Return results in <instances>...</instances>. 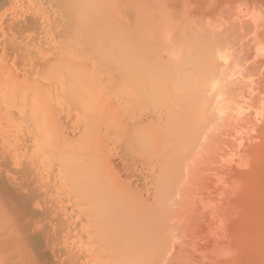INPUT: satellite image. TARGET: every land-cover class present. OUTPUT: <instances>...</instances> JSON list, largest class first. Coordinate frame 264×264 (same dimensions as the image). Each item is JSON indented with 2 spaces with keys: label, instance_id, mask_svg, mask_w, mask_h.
Listing matches in <instances>:
<instances>
[{
  "label": "rangeland",
  "instance_id": "1",
  "mask_svg": "<svg viewBox=\"0 0 264 264\" xmlns=\"http://www.w3.org/2000/svg\"><path fill=\"white\" fill-rule=\"evenodd\" d=\"M111 111L118 115L116 126L109 121ZM122 122L130 124V135L120 128ZM237 123L239 128L229 126ZM96 126H102L100 136ZM135 128L148 129L151 134L143 132L150 137ZM222 130L233 132L232 139ZM64 134L70 141L83 137L81 143L65 139L70 146ZM74 152L77 157L68 159ZM60 157L71 161H66L73 168V175L67 171L70 180ZM203 158L208 168L199 166L206 163ZM210 166L217 172L207 179ZM101 190L125 198L123 203L108 195L124 215L127 205L141 215L151 211L150 220L146 215L142 222L152 224L153 218L158 226L132 224L127 215L124 224L109 218V210L101 211L104 203L96 200ZM182 196L197 201L191 205ZM184 199L190 201L188 209ZM177 215L187 223L182 219L176 226ZM139 225H148L153 234L139 232H147L143 239L130 233L141 230ZM127 236L135 247L127 244ZM137 236L149 252L157 249L151 252L156 258L165 246L159 259L149 258L145 249L148 258L142 264H264V0H0V264H119L122 258L121 264H135L138 245L145 243ZM115 246H123L122 252Z\"/></svg>",
  "mask_w": 264,
  "mask_h": 264
},
{
  "label": "bare ground",
  "instance_id": "2",
  "mask_svg": "<svg viewBox=\"0 0 264 264\" xmlns=\"http://www.w3.org/2000/svg\"><path fill=\"white\" fill-rule=\"evenodd\" d=\"M121 27H122V26H121ZM121 27H120V28H121ZM122 29H123V28H122ZM126 42H127V41H126ZM126 42H125V43H126ZM128 45H129V44H128ZM129 46H130V45H129ZM129 49H130V48H129ZM148 49H150V48H148ZM140 50H141V49H140ZM144 50H147V49L145 48ZM149 51H150V50H149ZM151 51H152V50H151ZM142 52H143V51H142ZM111 53H112V52H111ZM146 53H147V52H146ZM139 54H141V53H139ZM139 54H138V55H139ZM144 54H145V51H144ZM117 55H118V54H117ZM120 55H121V53H120ZM124 57H125V55H124ZM125 58H126V57H125ZM140 58H141V57H140ZM144 58H145V57H144ZM122 60H123V64H124V65H127L126 62H128V61H127V60H124V58H123ZM138 60H140V59H138ZM138 60H137V61H138ZM145 60H146V59H145ZM124 61H126V62L124 63ZM140 61H141V60H140ZM128 63H129V62H128ZM130 63H131V62H130ZM155 63H156V62H155ZM152 64H153V63H152ZM160 64H161V63H160ZM118 65H119V64H118ZM149 65H150V64H149ZM156 65H157V63H156ZM95 67H96V66H95ZM95 67H94V68H95ZM148 67H149V66H148ZM152 67H155V66H152ZM152 67H151V68H152ZM164 67H165V66H164ZM155 68H156V67H155ZM157 68H158V66H157ZM124 69H125V68H124ZM139 69H140V68H139ZM204 69H205V68H204ZM126 70H127V69H126ZM146 70H147V69H145V72H146ZM127 71H128V70H127ZM127 71H126V72H127ZM147 71H149V69H148ZM161 71H162V70H161ZM94 72H95V71H94ZM139 72H140V71H138V73H139ZM148 73H149V72H148ZM157 73H158V72H157ZM154 74H155V73H154ZM139 75H140V74H139ZM141 75H142V73H141ZM148 75H149V74H148ZM148 75H147V76H148ZM158 75L160 76V74H158ZM162 75H163V74H162ZM192 75H193V74H192ZM159 76H158V77H159ZM182 76H183V74H182ZM165 77H166V76H165ZM160 78H161V77H159L158 79H160ZM162 78H163V76H162ZM162 78H161V79H162ZM166 78H167V77H166ZM184 78H185V77H184ZM192 78H194V76H193ZM92 79H93V78H92ZM115 79H116V78H114V80H115ZM116 80H117V79H116ZM92 81H93V80H92ZM107 81H111V82H109V83H111V84H113V82L115 83V81L112 82V80H108V79H107ZM118 81H119V80H118ZM161 81H163V80H161ZM116 82H117V81H116ZM124 82H125V81H124ZM151 82H152V81H151ZM138 83H139V82H138ZM118 84H119V82H118ZM121 84H122V83H121ZM124 84H126V83H124ZM124 84H122V85L125 87ZM155 84H156V83H155ZM160 84H161V83H160ZM109 85H110V84H109ZM114 85H115V84H114ZM119 85H120V84H119ZM126 85H127V84H126ZM139 85H140V84H139ZM161 85H162V84H161ZM161 85H160V87H161ZM101 86H103V85H101ZM104 86H105V87H108V86H106L105 84H104ZM110 86H111V85H110ZM110 86H109V88H110ZM115 86L117 87L118 85L116 84ZM120 86H121V85H120ZM120 86H119V87H120ZM105 87H104V88H105ZM111 87H112V86H111ZM121 87H122V86H121ZM124 87H123V91L125 90ZM127 87H130V85H128ZM142 87H143V85H142ZM167 87H168V86H167ZM99 88H101V87H99ZM125 88H126V87H125ZM157 88H158V87H157ZM163 88H164V87H163ZM101 89H102V88H101ZM105 89H108V88H105ZM105 89H104V90H105ZM113 89H115V87H113ZM167 89H168V88H167ZM82 90L84 91V89H82ZM116 90H118V89H116ZM116 90H115V91H116ZM157 90H159V88H158ZM76 91H77V90H76ZM80 91H81V90H80ZM105 91H106V90H105ZM108 91H112V92H113L114 90H111V89H110V90H108ZM108 91H107V92H108ZM115 91H114V93H115ZM119 91L122 93V90H121V89H120ZM152 91H153V90H152ZM152 91L150 90V92H152ZM164 91H165V90H164ZM164 91H162V92L164 93ZM172 91H173V90H172ZM174 91H175V90H174ZM85 92H87V91H85ZM103 92H104V91H103ZM103 92H102V93H103ZM154 92H155V91H154ZM167 92H168V91H167ZM77 93H78V92H75V94H77ZM87 93L89 94V92H87ZM108 93H109V92H108ZM152 93H153V92H152ZM156 93H158V91H156ZM159 93H160V92H159ZM84 94H86V93H84ZM103 94H105V92H104ZM110 94H111V93H110ZM122 94H123V93H122ZM168 94H169V93H168ZM78 95H80V94H78ZM82 95H83V94H82ZM89 95H90V94H89ZM106 95H109V94H106ZM123 95H124V94H123ZM57 96H58V99L61 98V96H60V97H59V95H57ZM70 96H71V95H70ZM84 96H85V95H84ZM87 96H88V95H87ZM124 96H125V95H124ZM153 96H154V95H153ZM153 96H152V97H153ZM157 96H158V95H157ZM79 97H80V96H79ZM81 97H83V96H81ZM85 97H86V96H85ZM131 97H132V96H131ZM70 98H71V97H68L67 99L65 98V100H66V101H67V100L70 101ZM88 98H89V97H88ZM88 98H87V99H88ZM105 98H108V97H105ZM79 99H80V98H79ZM131 99H132V98H131ZM151 99H152V98H151ZM161 99H162V98H161ZM190 99H192V98H190ZM18 100H19V99H18ZM62 100H63L64 102H66V101L64 100V98H62ZM88 100H90V98H89ZM103 100H104V102H108L107 100L105 101V99H103ZM163 100H164V99H163ZM68 101H67V102H68ZM80 101H81V100H80ZM15 102H16V100H15ZM45 102H46V101H45ZM55 102H56V101H55ZM67 102H66V103H67ZM36 103H37V102H36ZM36 103H35V104H36ZM72 103H74V102H72ZM37 104H38V103H37ZM74 104H75V103H74ZM40 105H41V104H39V107H38L39 110H37L36 108H33V110H34L33 115H34V113L36 112L35 110H37L38 112H40V110H41V109H40V107H41ZM45 105H46V104H45ZM94 106L96 107L97 104H96V105H93V106H92V109H93ZM180 106H181V105H180ZM34 107H35V106H34ZM44 108H45V107H44ZM110 108H111V107H110ZM110 108H109V109H110ZM112 108H113V107H112ZM123 108H124V107H123ZM94 109H96V108H94ZM118 109H119V108H118ZM118 109H117V110H118ZM124 109H125V108H124ZM178 109H179V108H178ZM87 110H88V108H87ZM89 110H90V108H89ZM89 110H88V111H89ZM96 110H99V113H100V114H101V112H103V111L100 112V108H99V109H96ZM115 110H116V109H115ZM117 110H116V111H117ZM194 110H197V109H194ZM83 111H85V110H83ZM88 111H87V112H88ZM248 111H249V110H248ZM251 111H252V110H251ZM91 112H92V111H91ZM93 112H94V110H93ZM95 112L97 113V111H95ZM112 112H113V111H111V114H109V116L112 115L111 118L108 117V115H106V114H105V115H106V118L108 117V118L110 119L109 121L113 120L112 123L116 126V124H115L116 121H114V119H116L118 115L116 114V112H115V114H114V113L112 114ZM117 112H119V111H117ZM186 112H187V111H186ZM194 112H195V111H194ZM254 112H255V111H254ZM256 112H258V109H257ZM83 113H84V112H83ZM83 113H82V114H83ZM106 113H107V112H106ZM108 113H109V112H108ZM123 113H125V112H123ZM191 113H192V112H191ZM97 114H98V113H97ZM185 114H189V113H185ZM35 115H36V113H35ZM35 115H34V116H35ZM37 115H39V114L37 113ZM37 115H36V117L39 119V116H37ZM103 115H104V114H103ZM114 115H115V116H114ZM116 115H117V116H116ZM120 115H121V114H120ZM120 115H119V117H120ZM176 115H178V114L176 113ZM257 115H258V114H257ZM94 116H95V115H94ZM101 116H102V114H101ZM203 116H204V115H203ZM251 116H252V115H251ZM261 116H262V115H261ZM31 117H32V116H31ZM115 117H116V118H115ZM119 117H118V118H119ZM190 117H191V116H190ZM200 117H201V115H200ZM204 117H205V116H204ZM28 118H30V117H28ZM32 118H34V117H32ZM106 118H105V119H106ZM108 118H107V119H108ZM184 118H185V117H184ZM186 118H187V117H186ZM247 118H248V117H247ZM255 118H256V117H255ZM31 120H32V119H31ZM33 120L35 121V119H33ZM91 120H92V119H91ZM95 120H96V119H95ZM117 120H118V119H117ZM193 120H194V119H193ZM200 120H201V119H200ZM249 120H250V119H249ZM28 121H30V120L28 119ZM89 121H90V120H88V122H89ZM105 121H106V120H105ZM107 121H108V120H107ZM118 121H119V120H118ZM194 121H195V120H194ZM245 121L248 122L247 119H246ZM42 122H43V121H42ZM92 122H93V120H92ZM92 122H90V123H92ZM95 122H96V121H95ZM29 123H30V122H28V124H29ZM36 123H37V121H36ZM43 123H44V122H43ZM43 123H42V125H44ZM93 123H94V122H93ZM93 123H92V124H93ZM98 123H99V122H98ZM98 123H96V124H98ZM110 123H111V122H110ZM117 123H119V122H117ZM124 123H125V122H124ZM235 123H236V122H235ZM249 123H250V121H249ZM249 123H248V124H249ZM251 123H252V122H251ZM33 124H34V123H33ZM99 124H100V123H99ZM107 124H109V122H108ZM34 125H35V124H34ZM37 125H38L39 127H41V124H40V123H37ZM64 125H65V127L63 126V128H66L67 125H66V124H64ZM102 125H103V124H102ZM109 125H111V124H109ZM109 125H108V126H109ZM238 125H239V124L237 123V126H236V125L233 126L232 124L229 125V126H230V127L232 126L233 128H239ZM38 126H37V127H38ZM92 126H94V125H92ZM98 126H99V125H98ZM124 126H125V127H124ZM240 126H241V125H240ZM43 127H44V126H43ZM96 127H97V126H96ZM101 127H102V126H101ZM101 127H100V128L97 127V128L99 129V130H97V131H98V132H97V133H98L97 135H99V133H101ZM144 127H145V126H144ZM197 127H198V126H197ZM63 128H62V129H63ZM71 128H72V127H71ZM120 128L123 129V132L125 133V135H130L129 133L127 134V132H128V131L130 130V128H131L130 124H129V125H123V122H122V125L120 126ZM147 128H148V127H147ZM227 128H228V126H227ZM72 129H74V128H72ZM115 129H116V128H115ZM138 129H139V128H138ZM138 129L135 128V132H137V133L141 132V133H142V136H143V135H144V136H147V135H148L147 133L151 134L150 131H149L148 129H146V128H145V129L140 128V129H142V130L139 129L140 131H139ZM150 129H151V128H150ZM63 130H64V129H63ZM105 130H106V129H105ZM144 130H148L149 132L146 131L147 133H144V132H143ZM152 130H154V129H152ZM152 130H151V131H152ZM227 130H228V129H227ZM231 130H233V129H231ZM234 130H237V129H234ZM64 131H65V130H64ZM71 131H74V130H70V132H71ZM99 131H100V132H99ZM107 131H108V130H107ZM138 131H139V132H138ZM155 131H156V130H155ZM159 131H160V130H159ZM159 131L157 130V132H159ZM228 131H229V130H228ZM228 131H227V132H228ZM44 132H45V131H44ZM79 132H80V131H79ZM104 132H105V131H104ZM123 132H121V133L118 132V137H119V138H121V137H125V138H126V136H123V135H124ZM219 132H220V131H219ZM230 132H231V131H230ZM230 132H229V133H230ZM61 133H62V132H60L58 135H60ZM131 133H133V132H131ZM217 133H218V132H217ZM220 133H221V134L223 133V135H224V134L226 133V131H225V133H224V131L222 130ZM229 133H227V134H229ZM231 133H233V132H231ZM231 133H230V137L232 136ZM235 133L237 134L238 132H235ZM67 134H69V133H67ZM67 134H66V136H68ZM135 134H136V133H135ZM145 134H146V135H145ZM152 134H153V133H152ZM162 134H163V132H162ZM218 134H219V133H218ZM227 134H225V135H227ZM56 135H57V134H55L54 136H56ZM61 135H62V134H61ZM97 135H95V136H97ZM137 135H139V134H137ZM219 135H220V134H219ZM223 135H222V136H223ZM49 136H50V135H49ZM66 136H65V134H64V141H65V139L69 140V138H68V137L66 138ZM81 136L83 137V135H80V138L78 137V140H75V138H74L73 140L71 139V141L69 140V142H73V143H75L74 141H79V139H82ZM84 136H85V135H84ZM99 136H100V135H99ZM131 136H132V135H131ZM144 136H143V137H144ZM148 136H149V135H148ZM153 136H155V135L153 134ZM159 136H160V134H159ZM159 136H158V137H159ZM59 137H60V136H59ZM69 137H70V136H69ZM85 137H86V136H85ZM134 137H135V136H134ZM149 137H150V136H149ZM149 137H148V138H149ZM151 137H152V136H151ZM162 137H164V136L162 135ZM165 137H166V136H165ZM165 137H164V138H165ZM220 137H221V136H220ZM220 137H219V138H220ZM224 137H225V138H228V136H227V137L224 136ZM70 138H71V137H70ZM76 138H77V137H76ZM131 138H132V137H131ZM131 138H130V140H132ZM139 138L141 139L142 137L139 136ZM152 138H153V137H152ZM196 138H197V137H196ZM196 138H195V139H196ZM219 138H218V139H219ZM41 139H42V138H41ZM53 139H54V138H53ZM59 139H60V138H59ZM61 139H62V138H61ZM96 139H97V138H96ZM98 139H99V138H98ZM98 139H97V140H98ZM121 139H122V138H121ZM175 139H177V138H175ZM228 139H229V138H228ZM231 139H232V137H231ZM231 139H230V140H231ZM50 140H52V139H50ZM54 140H57V138H55ZM143 140H144V139L141 140V143H142ZM149 140H150V139H149ZM165 140H166V139H165ZM183 140H184V139H183ZM225 140H226V139H225ZM59 141L61 142V140H59ZM64 141H63V142H64ZM87 141H88V140L86 139V142H87ZM112 141H113V140H112ZM135 141H136V140H135ZM137 141H138V140H137ZM156 141H157V140H156ZM190 141H191V140H190ZM192 141H193V140H192ZM57 142H58V141H57ZM63 142H62V144H64ZM66 142H67V141H65V143H66ZM69 142H67L69 145L72 144V143H69ZM114 142H115V141H114ZM121 142H122V141H121ZM129 142H130V141H129ZM139 142H140V141H139ZM139 142H138V143H139ZM150 142H151V141H150ZM198 142H199V141H198ZM227 142H228V141H227ZM55 143H56V142H55ZM78 143H81V142L79 141ZM118 143H119V141H118ZM130 143H131V142H130ZM162 143H163V142H162ZM199 143H200V142H199ZM62 144H61V145H62ZM145 144H146V143H145ZM95 145H98V143H96ZM95 145H94V147H95ZM100 145H101V144H100ZM100 145H99V146H100ZM128 145H129V144H128ZM142 145H144V144L142 143ZM142 145H141V146H142ZM147 145H148V143H147ZM147 145H146V147H147ZM163 145H164V144H163ZM199 145H200V144H199ZM49 146H50V145H49ZM70 146H72V145H70ZM70 146H69V147H70ZM50 147H51V146H50ZM50 147H49V148H50ZM77 147H78V146H77ZM79 147H80V145H79ZM100 147H103V145L100 146ZM115 147H116V146H115ZM144 147H145V146H144ZM215 147H216V146H215ZM222 147H223V149H225L224 146H222ZM74 148H75V147H74ZM95 148H96V147H95ZM105 148H106V146H105ZM142 148H143V146H142ZM147 148H148V147H147ZM151 148H152V147H151ZM151 148H150V149H151ZM210 148H211V147H210ZM71 149H72V148L70 147V150H71ZM82 149H84V148H82ZM100 149L102 150V148H100ZM138 149H139V148H138ZM144 149H145V148H144ZM150 149H148V150H150ZM208 149H209V148H208ZM216 149H217V148H216ZM216 149H215V150H216ZM53 150H54V149H53ZM92 150H93V149H92ZM96 150L99 151V149H97V148H96ZM145 150H146V149H145ZM151 150H152V149H151ZM151 150H150V151H151ZM211 150H212V148H211ZM213 150H214V149H213ZM215 150H214V151H215ZM217 150H218V149H217ZM220 150H222V149H220ZM227 150H228V149H227V147H226L225 151H227ZM229 150H231V149L229 148ZM229 150H228V151H229ZM87 151H89V150L87 149ZM118 151H119V150H118ZM201 151H202V150H201ZM225 151H223V152H225ZM54 152H55V151H54ZM70 152H71V151H70ZM99 152L101 153V151H99ZM102 152H103V151H102ZM129 152H130V151H129ZM135 152H136V151H135ZM142 152H143V150H142ZM147 152L149 153V151H147ZM212 152H213V151H212ZM223 152H220V153L222 154ZM231 152H232V151H231ZM231 152H230V155H232ZM76 153H77V152H76ZM89 153H92V152L90 151ZM105 153H107V152H105ZM200 153H201V152H200ZM216 153L218 154V152H216ZM54 154H55V153H54ZM72 154L74 155L75 152H74V153H71V155H70V157H68V159L71 158V157H73V159H74V156H75V155L73 156ZM83 154H85V153H83ZM134 154H135V153H134ZM139 154H140V153H139ZM203 154H205V153H203ZM209 154H210V153H209ZM224 154H227V156L225 155V158L229 157V155H228L229 152H228V153L225 152ZM56 155H57V154H56ZM80 155H81V153H80ZM86 155H87V154H86ZM104 155H105V154H102V156H104ZM213 155L217 156V155L215 154V152L212 153V156H213ZM218 155H220V154H218ZM222 155H223V154H222ZM83 156H84V155H83ZM94 156H95V155H94ZM98 156H100V155H98ZM210 156H211V155H210ZM212 156H211V157H212ZM220 156H221V155H220ZM220 156H219V158H220ZM234 156H235V155H234ZM53 157H54V156H53ZM55 157H56V156H55ZM58 157H59V156H58ZM75 157H77V155H76ZM85 157H86V156H85ZM172 157H173V156H172ZM172 157H171V159H172ZM174 157H175V156H174ZM177 157H178V156H177ZM177 157H176V158H177ZM213 157H214V156H213ZM213 157H212V158H213ZM63 158H65V156H63ZM63 158L60 157L59 160H61L60 162L64 164L63 166H64V168H65V170H66V171H65V170H64V171L67 173L66 177L69 178V177H71V175H73V174H72L73 168H72V165H71L70 163H67V162H66V161H70V160L63 159ZM80 158H81V157H80ZM96 158H97V157H96ZM96 158H95V159H96ZM100 158H101V156H100ZM100 158H98V159H100ZM198 158H199V157H198ZM200 158H201V156H200ZM208 158H209V157H208ZM212 158H211V160H212ZM219 158L217 159V162H218L219 165H220V164L222 165V163L219 162V161H220ZM222 158H223V156H222ZM225 158H223V159L226 160ZM82 159H83V158H82ZM82 159H81V160H82ZM104 159H105V156H104ZM214 159H215V158H214ZM64 160H65V161H64ZM92 160H93V159H92ZM102 160H103V159H102ZM163 160H164V159H163ZM175 160H177V159H175ZM204 160H205V159L203 158V162H201V163H204V162H206V163H204L203 165L200 164L199 166H204V167H207V168H208V167H209V160H208V161H207V159H206L205 161H204ZM230 160H231V159H230ZM62 161H63V162H62ZM93 161L98 162L97 159H96V160H93ZM105 161H107V160L105 159ZM170 161H171V160H170ZM177 161H178V160H177ZM227 161H229V160H227ZM70 162H71V161H70ZM73 162H74V160H73ZM76 162H78V160H77ZM229 162H230V161H229ZM74 163H75V162H74ZM102 163H105V162H102ZM106 163H107V162H106ZM169 163H170V162H169ZM207 163H208V166H207ZM75 164H76V163H75ZM78 164H81V163H78ZM97 164H98V163H97ZM227 164H228V163H227ZM101 165H102V164H101ZM211 165H212V164H211ZM216 165H217V163H216ZM216 165H214L213 168H215ZM219 165H218V166H219ZM223 165H224V164H223ZM223 165H222V166H223ZM228 165H229V164H228ZM87 166H88V167L90 166L88 169H90V168L93 167L92 164H89V165L87 164ZM91 166H92V167H91ZM111 166H112V165H111ZM165 166H166V165H164L163 167H165ZM230 166H232V165H230ZM230 166H229V168H230ZM60 167H62V166H60ZM101 167H102V168H104V167L106 168V167H108V166H105V164H104V166H101ZM223 167H224V166H223ZM225 167H226V165H225ZM62 168H63V167H62ZM80 168H81V167H80ZM108 168L110 169V171H112L110 167H108ZM219 168H220V167H219ZM227 168H228V167H227ZM86 169H87V167H86ZM161 169L163 170V168H161ZM203 169H206V168H203ZM210 169H212L211 166H210ZM210 169H208V171H209ZM215 169H216V168H215ZM225 169H226V168H225ZM230 169H231V168H230ZM94 170H97V169H95V167H94ZM102 170H103L104 172L106 171L105 169H102ZM213 170H214V169H212V171H213ZM220 170L223 171V169H221V168H220ZM64 171H62V172H64ZM67 171H69V172L71 171V172H70V173H71L70 176H69V173H68ZM84 171L87 172V170H84ZM90 171H91L90 174H92V172H94L92 169H90ZM99 171H100V169H99ZM113 171H114V170H113ZM166 171H167V170H166ZM166 171H165V172H166ZM197 171H201V170H199V168H198ZM197 171H196V172H197ZM204 171H205V170H204ZM208 171L206 170V174H207V176H208V173H209ZM212 171H210V174H211V173L213 174L214 171H216V170H214L213 172H212ZM74 172H75V171H74ZM76 172H77V171H76ZM178 172H179V171H177L176 173H178ZM202 172H203V171H202ZM216 172H217V171H216ZM230 172H231V171H230ZM77 173H78V172H77ZM81 173H82V172H81ZM94 173H95V172H94ZM94 173H93V175H94ZM117 173H118V172H117ZM150 173H151V172H150ZM161 173H162V172H161ZM163 173H164V172H163ZM170 173H171V172H170ZM186 173H187V172H186ZM199 173H200V172H199ZM199 173H198V174H199ZM218 173H219V172H218ZM85 174H86V173H85ZM90 174L88 173V175H86L87 178H88V176H89V177L91 176ZM99 174H100V173H98V175H99ZM103 174H104V173H103ZM103 174H102V175H103ZM113 174H114V173H113ZM196 174H197V173H196ZM198 174H197V177H198ZM200 174H202V173H200ZM212 174H211L210 176H208L207 179H208L209 177H211ZM220 174H221V173H220ZM224 174H225V173H224ZM229 174H230V173H229ZM76 175H77V174H76ZM76 175H75V176H76ZM80 175H82V174H80ZM100 175H101V174H100ZM104 175H105V174H104ZM104 175L102 176V178H106V179H107V178H110V176L107 177L108 175H107V176L105 175V176H106V177H105ZM114 175H116V174H114ZM114 175H113V176H114ZM226 175H228V173L225 174V176H226ZM113 176H112V177H113ZM161 176H162V175H161ZM180 176H181V175H180ZM194 176H195V173H194ZM220 176H221V175H220ZM78 177H79V175H78ZM97 177H98V176H97ZM100 177H101V176H100ZM100 177H99V178H100ZM164 177H165V176H164ZM181 177H182V176H181ZM197 177H196V178H197ZM199 177H200V175H199ZM199 177H198V178H199ZM218 177H219V176H218ZM221 177H222V176H221ZM230 177H231V176H230ZM92 178H94V177H92ZM170 178H171V177H170ZM193 178H194V177H193ZM198 178H197V179H198ZM213 178H214V177H213ZM222 178H223V177H222ZM227 178H228V177H227ZM231 178H232V177H231ZM64 179H65V178H64ZM70 179H71V178H69V180H70ZM85 179H86V178H85ZM106 179H105V181H108V180H106ZM158 179H159V178H158ZM164 179H165V178H164ZM164 179H163V180H164ZM194 179H195V178H194ZM200 179H202V178H200ZM214 179H215V178H214ZM216 179L218 180V178H216ZM74 180H75V179H74ZM81 180H82V179H81ZM86 180H87V179H86ZM91 180H92V179H91ZM91 180H90V181H91ZM112 180H114V178H113ZM182 180H183V179H182ZM209 180H212V179H209ZM82 181H83V180H82ZM84 181H85V180H84ZM97 181H99V179H97ZM100 181H102V179H101ZM186 181H187V180H186ZM227 181H228V179H227ZM72 182H73V181H72ZM72 182H70V183L73 184ZM102 182H103V181H102ZM102 182H101V183H102ZM121 182H122V180L120 181V183H121ZM163 182H164V181H163ZM179 182H180V181H179ZM204 182H205V179H204ZM206 182H207V181H206ZM224 182H225V181H224ZM229 182H230V178H229ZM229 182H228V183H229ZM76 183H77V182H76ZM83 183H84V182H83ZM83 183H82L81 186H84ZM85 183H86V182H85ZM104 183H105V182H104ZM111 183H112V182H108L107 185L109 186V184H111ZM122 183H123V182H122ZM124 183H125V181H124ZM167 183H168V182H167ZM184 183H185V182H184ZM188 183H189V182H188ZM191 183H192V182H191ZM211 183H212V182H211ZM105 184H106V183H105ZM201 184H202V183H201ZM206 184H207V183H206ZM86 185H87V184H86ZM89 185H90V184H89ZM99 185H100V184H99ZM107 185H106V186H107ZM125 185H126V184H125ZM129 185H130V184H129ZM157 185H158V183H157ZM199 185H200V184H199ZM226 185H228V184H226ZM230 185H231V184H230ZM111 186H112V184H111ZM115 186H116V185H115ZM120 186H122V185H120ZM123 186H124V185H123ZM161 186H162V185H161ZM172 186H173V185H172ZM200 186H203V184L200 185ZM74 187H75V186H74ZM79 187H80V186H79ZM156 187H157V186H156ZM207 187H208V185H207ZM207 187H206V189H209V188H207ZM86 188H87V187H85V190H86ZM99 188H100V187H99ZM104 188H107L106 190H109V189H113L114 187H112V188H111V187H104ZM104 188H103V185H102V189H104ZM108 188H109V189H108ZM116 188H117V189L119 188V184L116 186ZM124 188H125V187H124ZM124 188H123V189L121 188V189L124 190ZM127 188H128V187H127ZM130 188H131V187H130ZM130 188H129V190H128L129 192H131V190H134V189H135V188H134V189H131V190H130ZM158 188L160 189L159 186H158ZM201 188H202V187H201ZM83 189H84V188H83ZM87 189H88V188H87ZM155 189H156V188H155ZM188 189H189V188H188ZM194 189H195V188H194ZM196 189H197V188H196ZM204 189H205V188H204ZM206 189H205V190H206ZM88 190H89V189H88ZM126 190H127V189H126ZM126 190H124V191H126ZM160 190H162V189H160ZM160 190H159V191H160ZM190 190H191V188H190ZM192 190H193V189H192ZM192 190H191V191H192ZM110 191H113V192H114V190H110ZM115 191H116V190H115ZM119 191H120V190H119ZM157 191H158V189H157ZM196 191L199 192V191H201V190L197 189ZM85 192H86V191H85ZM104 192H105V190H103V191L101 190V193H103V194L105 195L106 192H105V193H104ZM113 192H110V193H111V197H112V194H115V192H114V193H113ZM133 192H134V191H132V194H130V196H132V195L134 196V193H133ZM136 192H137V191H136ZM136 192H135V194H136ZM181 192H182V191H181ZM181 192H179V194H182ZM186 192H187V191H186ZM194 192H195V190H194ZM198 192H197V193H198ZM101 193H100V196H101V197H100L99 195L96 194L97 196H99V197L96 196V198H97L96 200H97L98 202H99V201L102 202L101 204L99 203L100 205H102V204L104 203V205L102 206L103 208H101V211L104 210V211H102L103 213L106 211L105 214H107V213L110 212L109 214L112 215V217H109V218H112V219L114 220V217H115V219H116L119 223H120V221H121L122 223H123V222L125 223V221H123V219L126 220L127 222H129L128 219L126 218V215H127L129 218H134V219H129L130 222H131V220H132V222H133L132 224H135L136 220H139V222H140L141 224H142V223H146V222H147L146 224H148V225L151 224L150 222L148 223V221H146V220H144V219H143L144 222H142V219H141V218H144L146 215H148V216H146V217H148V218H146V217H145V218L148 219V220H150V219H149V215H150V213H151L150 210H149L150 212H148L149 214L144 215V213L147 212V211L145 210L146 207L144 208V210H145L144 213L142 212L143 215H141V214L138 213L139 210H135V211H137V212H135V211H133V206L131 207V205H127V206H128L127 209H129V211H126L128 214H125V215H124V212H121V208L117 207V205L119 206V204H117L118 201H117V200H114V201H117V202H115V203L117 204V205H116V204L114 203V201L112 200L113 198H112V199L109 198L108 195H109L110 193H109V194L106 193L105 198H104V196H103L104 199L102 198V195H103V194H101ZM116 193H117V192H116ZM125 193L127 194L128 192H125ZM125 193H124V194H125ZM137 193H138V192H137ZM199 193H200V192H199ZM199 193H198V194H199ZM201 193H203V192L201 191ZM90 194H91V193H90ZM118 194H119L118 196L115 194L116 196L113 195V197L121 198V199L123 198L121 201H123V203H124V202H125V198H124V197H120V193H119V192H118ZM192 194H193V193H192ZM91 195H92V194H91ZM91 195H90V196H91ZM173 195H174V193H173ZM182 195H183V194H182ZM190 195H191V194H190ZM194 195H195V194H194ZM196 195H197V194H196ZM92 196H93V195H92ZM106 196H107V197H106ZM136 196H137V195H136ZM136 196H134L133 198L135 199ZM191 196H192V195H191ZM93 197H94V196H93ZM177 197L180 198L179 196H177ZM188 197H189V195H188ZM188 197H186L187 200H190L193 196L190 197V199H188ZM86 198L88 199L89 197L87 196ZM99 198H101V200H102V199H103V200L101 201V200H99ZM107 198H109V199H107ZM126 198H127V196H126ZM129 198H130V197H129ZM129 198H128V199H129ZM133 198H131V199H133ZM183 198H185V197L182 196V200H183ZM186 198H185V199H186ZM87 199H86V200H87ZM105 199L110 200V201L113 202V203H112L113 208H112L111 204L109 203V201L107 202ZM134 199H133V200H134ZM185 199H184V200H185ZM118 200H119V199H118ZM133 200H131V201L129 200V201H130L132 204H134V203H133ZM147 200H148V199H147ZM200 200H201V199H200ZM203 200H204V199H203ZM103 201H105V202H103ZM126 201H127V203H128V200H126ZM138 201H139V200H138ZM148 201H149V200H148ZM176 201L179 202L180 200H177V199H176ZM190 201H191V205H192V204H194V202L196 203L197 199H196V201L193 200L194 202H192V199H191ZM190 201H189V202H190ZM144 202H147V201H144ZM144 202H143V203H144ZM172 202H173V201H172ZM181 202L184 203V201H181ZM181 202H180V203H181ZM185 202L187 203V204L185 203L186 206H188L186 209H188L189 206H191V205H190V203H189L188 201L185 200ZM108 203L110 204V207H111V208L109 207V204H108ZM118 203H119V202H118ZM120 203H121V202H120ZM131 203H130V204H131ZM137 203H138V204H142V203H140V202H137ZM151 203H152V202H151ZM153 203H154V202H153ZM169 203H170V202H169ZM180 203H179V204H180ZM188 203H189V205H188ZM99 204H98V205H99ZM94 205H95V204H94ZM106 205H107V206H106ZM114 205H116V206H114ZM176 205H177V204H176ZM181 205H183V204H181ZM96 206H97V205H96ZM134 206H135V205H134ZM137 206H138V205H136V206L134 207V209H136ZM146 206H147V205H146ZM150 206H151V205H150ZM161 206H162V205H161ZM172 206H173V204H172ZM179 206H180V205H179ZM186 206H185V207H186ZM195 206H196V205H195ZM105 207H106V208H105ZM107 207H108V208H107ZM162 207H163V206H162ZM169 207H170V206H169ZM169 207H168V208H169ZM173 207H174V206H173ZM192 207H193V206H192ZM197 207H198V206H197ZM94 208H95V207H94ZM104 208H105V209H104ZM118 208H119V209H118ZM142 208H143V207H142ZM153 208H154V207H153ZM176 208H178V207H176ZM116 209H117V210H116ZM148 209H149V208H148ZM159 209H160V207H159ZM159 209H158V211H159ZM178 209H179V208H178ZM186 209H184V210L182 209V210L184 211L182 216L187 215L188 212H187ZM108 210H109V212H108ZM114 210H116V212H115ZM118 210H120V211H118ZM160 210H161V209H160ZM166 210H167V209H166ZM169 210H170V209H169ZM175 210H176V209H175ZM195 210H196V209H195ZM197 210H198V208H197ZM112 211H113V212H112ZM161 211H162V210H161ZM163 211H164V210H163ZM185 211L187 212L186 214H185ZM198 211H200V210H198ZM114 212H115V213H114ZM119 212H120V213H119ZM130 212H131V213H130ZM134 212H135V213H134ZM152 212H153V211H152ZM168 212L172 213L171 210L168 211ZM168 212H167V213H168ZM173 212H174V211H173ZM179 212H180V211H179ZM194 212H196V211H194ZM117 213H118V214H117ZM122 213H123V214H122ZM133 213H134L135 215H136V213H138L139 217H138V215H136V216L138 217V218H136V216L133 215ZM140 213H141V212H140ZM163 213H164V212H163ZM180 213H182V212H180ZM198 213H200V212H198ZM105 214H104V215H105ZM129 214H130L132 217H131ZM192 214H193V213H191L190 215H192ZM100 215H103V214H100ZM104 215H103V216H104ZM113 215H114V216H113ZM120 215H121V217H120ZM122 215H123V216H122ZM140 215H141V216H140ZM155 215H157V214L155 213ZM160 215H161V214H160ZM164 215H165V214H164ZM166 215H167V214H166ZM117 216H118V217H117ZM133 216H135V217H133ZM142 216H144V217H142ZM150 216H151V215H150ZM170 216H171V215H170ZM170 216H169V217H170ZM177 216H178V215H177ZM196 216H199V214L196 215ZM97 217H98V216H97ZM172 217H174V215H173ZM179 217H180V218H179ZM186 217H187V216H186ZM201 217H202V216H201ZM101 218H103V217H101ZM109 218H108V220H109ZM117 218H118L120 221H119ZM151 218H152V217H151ZM159 218H160V217H159ZM194 218H195V217H194ZM196 218H197V217H196ZM103 219H105V218H103ZM106 219H107V218H106ZM106 219H105L104 221H106ZM164 219H165V218H164ZM178 219H179V220H178ZM178 219H175V222H174V223L176 224V226H177V225H179V226L181 225V224H178V223H179L183 218L181 217V215H179V216H178ZM185 219H186V218H184V219L181 221V223H183V224H185L184 222L187 223V221H186ZM192 219H193V217H192ZM151 220H152L151 222H152V224H153V221H154L153 218H152ZM158 220H159V219H158ZM161 220H162V219H161ZM169 220H170V219H169ZM176 220H178V221H176ZM187 220H188V218H187ZM190 220H191V219H190ZM100 221H101V220H100ZM104 221H103V222L101 221V222L104 223V225H105V222H104ZM167 221H168V220H167ZM167 221H166V222H167ZM183 221H184V222H183ZM191 221H193V220H191ZM195 221H196V219H195ZM112 222H113V221H112ZM158 222H159V221H158ZM160 222H161V221H160ZM168 222H169V221H168ZM168 222H167V223H168ZM177 222H178V223H177ZM124 223H123V224H124ZM137 223H138V222H137ZM137 223H136V224H137ZM154 223L157 224L156 221H154ZM193 223H194V222H193ZM195 223H196V222H195ZM85 224H86V223H85ZM152 224H151L150 226H152ZM162 224H163V223H162ZM162 224H161V225H162ZM165 224H166V223H165ZM168 224H169V223H168ZM142 225H144V224H142ZM142 225H141V226H142ZM148 225H147L146 228H145V227L143 228V226H142V228H141L140 225H139L140 228H139L138 226H136V227H138V228L141 229V230L137 229V230H139V231H137V232L135 233L134 231H135L136 229H135V230L131 229L133 232L131 231L130 233H132L133 235H134V234L136 235V234L138 233L137 235H139V234H140L139 232H142V231H144V230L147 231L148 229L150 230V228H149ZM153 225L156 226L155 224H153ZM194 225H195V224H194ZM99 226H100V225H99ZM105 226H106V225H105ZM118 226H121V224H120V225L118 224ZM122 226H123V225H122ZM122 226H121V227H122ZM157 226H158V224H157ZM195 226H196V225H195ZM109 227H110V226H109ZM123 227H127V225H126V226L124 225ZM123 227H122V228H123ZM133 227H135V226H133ZM159 227L161 228L162 226L159 225ZM193 227H194V226H193ZM111 228H112V227H111ZM113 228H114V230H115V229L120 230V228H117V227H116V228L113 227ZM160 228H159V229H160ZM142 229H143V230H142ZM151 229H152V228H151ZM159 229L156 228V230H159ZM161 229H162V228H161ZM161 229H160V230H161ZM114 230H113V231H114ZM149 230H148V231H149ZM153 230H154V229H153ZM160 230H159V231H160ZM195 230H196V229H195ZM120 231H121V230H120ZM123 231H124V230H123ZM126 231H127V230H125V233H127ZM148 231H147V232H148ZM150 231L152 232V230H150ZM121 232H122V231H121ZM147 232H145V233H147ZM153 232H154V231H153ZM153 232L150 233V234H153ZM160 232H161V231H160ZM101 233H102V232H101ZM104 233H105V232H104ZM122 233H123V232H122ZM145 233H141V234H140V236L142 235L143 239H144V235H145ZM185 233H186V232H185ZM192 233H193V234H196V232H195V233L192 232ZM107 234H108V233H107ZM123 234H124V233H123ZM143 234H144V235H143ZM155 234L158 235V233H156V232H155ZM155 234H154V235H155ZM186 234H187V233H186ZM188 234H189V233H188ZM98 235H99V234H98ZM117 235L120 236V234H118V233H117ZM124 235H125V234H124ZM129 235L131 236V234H129ZM135 235H134V236H135ZM100 236H101V235H100ZM100 236H99V237H100ZM106 236H107V235H106ZM119 236H118V237H119ZM130 236H129V237H130ZM145 236H146V235H145ZM147 236H149V238H150V235H147ZM152 236H153V235H152ZM152 236H151V237H152ZM184 236H185V235H184ZM189 236H190V235H189ZM189 236L187 235V237H189ZM191 236H192V235H191ZM191 236H190V237H191ZM101 237L103 238V236H101ZM101 237H100V238H101ZM109 237H110V236H109ZM111 237H113V236H111ZM114 237H115V236H114ZM131 237H133V236H131ZM137 237H138V238H141V237H139V236H137ZM182 237H183V236H182ZM185 237H186V236H185ZM187 237H186V238H187ZM93 238H94V237H93ZM102 238H101V239H102ZM145 238H147V237H145ZM152 238H154V237H152ZM155 238H156V236H155ZM183 238H184V237H183ZM98 239H99V238H98ZM116 239H117V237H116ZM147 239H148V238H147ZM184 239H185V238H184ZM104 240H105V239H104ZM126 240H127L128 242H127ZM131 240H134V238H133V239H129L128 236L125 238V241L127 242V244L129 243V244H131L133 247H135V245H133V243H134L135 240L132 241V243H130ZM141 241L143 242V241H145V240H142V238H141ZM107 242H109V241H107ZM126 242H125V244H126ZM185 242H187V239L185 240ZM188 242H189V241H188ZM188 242H187V243H188ZM189 243H191V242H189ZM193 243H194V242H193ZM105 244H106V243H105ZM127 244H126V245H127ZM129 244H128V245H129ZM137 244H138V243H137ZM147 244L149 245L150 243L147 242ZM103 245H104V244H103ZM119 245H120V244H119ZM140 245H141V246H140ZM145 245H146V241H145L144 244H142V243L140 242L139 245H138V246H140L141 248L144 247V249H141V248H140L141 252H140V251L138 252V253H140V256H142V257H139V254H138V253H137V255H138V257H137L136 254H135L136 251H135V253H134V251H133V252L131 251L132 253H134V254H132L133 256L135 255L138 259L140 258L139 261H138L139 263L137 262V260H138V259H137L135 264H140V261H141V264H142V263L145 261V259L148 258V256H149V258H150V257H151L150 255L153 256V253H155V252L157 251V249L154 248L155 250L153 249V250L151 251V252H153V253H151V252H149V250H151V249H150L151 247L149 248V247H147V245H146V246H145ZM163 247H164V250H163V251H165V246H163ZM116 248L119 249V250H120V253H121V252H122L121 249L123 248V246L120 247L121 249H120L119 247H116V246H115V250H116ZM126 248H127V247H126ZM156 248H157V247H156ZM179 248H180V247H179ZM108 249H109V248H108ZM113 249H114V248H113ZM127 249L129 250V248H127ZM130 249H131V248H130ZM145 249L147 250V252H146ZM159 249H160V248H159ZM184 249H185V248H184ZM102 250H103V249H102ZM105 250H106V249H105ZM119 250H117V251H119ZM128 250H127V251H128ZM135 250H136V248H135ZM137 250H138V249H137ZM178 250H181V248L178 249ZM178 250H176V251L179 253L180 251H178ZM185 250H186V249H185ZM185 250H184V251L182 250V251L185 253ZM107 251H108V250H107ZM113 251H114V250H113ZM117 251H115V252H117ZM154 251H155V252H154ZM163 251H162V252H163ZM182 251H181V252H182ZM186 251H187V250H186ZM143 252L149 253L148 256L146 257V255H145V257H143V255L146 254V253L143 254ZM162 252H161V253H162ZM127 253H128V252H127ZM127 253H125V254L127 255ZM161 253L157 254V255H158L157 258L155 257L156 255L153 256V257H155V259H159V257H160L159 255H161ZM163 253H164V252H163ZM175 253H176V252H175ZM184 253H183V254H184ZM118 254H119V252H118ZM118 254H117V255H118ZM128 254H129V253H128ZM120 255H121V254H120ZM121 256H122V255H121ZM127 256H128V255H127ZM129 256H131V255H129ZM129 256H128V257H129ZM114 258L117 259L116 257H114ZM114 258H113V259H114ZM121 258H122V257H121ZM121 258H120V259H121ZM124 258H125V255H124ZM129 258H130V257H129ZM141 258H142V259L144 258V259L142 260ZM97 259H98V258H97ZM97 259H96V261H97ZM110 259H111V258H110ZM110 259H109V260H110ZM115 259H114V261H116ZM125 259H126V258H125ZM130 259H131V261H132V262H131V261H130V262H131V263H134L136 258H135V257H134V258L131 257ZM122 260H123V258H122ZM122 260H121V261H122ZM98 261H99V260H98ZM106 261H107V260H106ZM112 261H113V260H112ZM121 261H120V262H121ZM100 262H102V261H100ZM108 262H111V261H108ZM120 262H118V263L121 264ZM123 262H124V261H123ZM127 262H128V261L126 260V263L124 262L123 264H128ZM166 262H168V261H166ZM169 262H170V261H169ZM169 262L166 263V264H169ZM105 264H106V263H105ZM113 264H116V263H113ZM170 264H171V263H170ZM172 264H174V263H172Z\"/></svg>",
  "mask_w": 264,
  "mask_h": 264
}]
</instances>
